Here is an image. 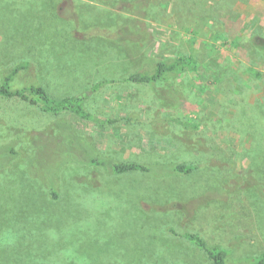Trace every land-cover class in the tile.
Listing matches in <instances>:
<instances>
[{
	"label": "rangeland",
	"instance_id": "obj_1",
	"mask_svg": "<svg viewBox=\"0 0 264 264\" xmlns=\"http://www.w3.org/2000/svg\"><path fill=\"white\" fill-rule=\"evenodd\" d=\"M254 37L264 39V0H0V81L20 61L30 64L15 85L53 97L110 79L86 107L115 120L0 97V264H210L186 232L228 248L230 264L264 252V147L244 152L217 102L225 84L264 91ZM191 53L215 64L154 86L124 80ZM171 85L184 105L165 102ZM89 152L195 168L116 174L85 163Z\"/></svg>",
	"mask_w": 264,
	"mask_h": 264
},
{
	"label": "trees",
	"instance_id": "obj_2",
	"mask_svg": "<svg viewBox=\"0 0 264 264\" xmlns=\"http://www.w3.org/2000/svg\"><path fill=\"white\" fill-rule=\"evenodd\" d=\"M251 43L258 50L261 56L264 58V39L254 37L251 39ZM28 61H20L14 64L12 67L4 70L1 73L0 81V97H8L19 99L31 106L38 107L44 113H50L54 116H58L61 113L69 114L72 117L90 121L100 126L106 124H112L115 120L108 119L99 115H96L89 111L86 107V102L90 96L99 90L102 86L111 83L110 79H102L93 83L89 88L81 91L78 94H72L64 97H53L45 86L38 83L25 84L17 87L15 85V79L20 75L22 70H26L29 67ZM211 67L215 64L214 60H210V56L205 54L202 57V62L199 63L195 54H179L171 58H164L160 60H151L148 63V69L150 71L137 70L131 73L124 80L156 85L159 82H167L169 79L181 78L188 73V71H198L201 66ZM203 69V68H202ZM222 73H213L207 76V80L210 81L212 86L217 84ZM222 95L217 102L220 105L227 106L228 127L231 132L235 134H241L244 138V152L252 148L264 147V91L259 92L254 88H244L242 91H231L225 84L220 87ZM227 89V90H226ZM251 94H254V98L250 99ZM165 102L175 108L185 104V99L182 96L181 90L171 85V88L165 92ZM226 103V104H225ZM70 124V123H69ZM185 127L191 125L197 127L198 124L183 123ZM75 126V125H74ZM225 128V129H226ZM70 129V128H69ZM79 136H75V140H79ZM91 148L95 149L94 146ZM246 150V151H245ZM92 152V150H91ZM89 152V157L85 160V163L92 165L109 166V170H112L116 174H123L129 172L141 171L149 173L154 176H169L189 173L195 166H189L183 162H141L137 160L118 161L111 158H106L101 155H94ZM259 152V150H258ZM83 162V161H82ZM253 159L250 157L248 163L249 166L254 165ZM186 238L195 242L211 260L210 264H230V251L223 246H209L204 238L193 232H186L183 234ZM238 264H264V252L245 257Z\"/></svg>",
	"mask_w": 264,
	"mask_h": 264
}]
</instances>
